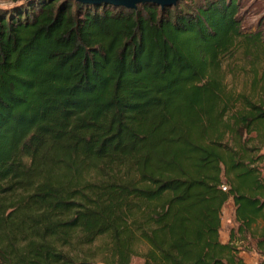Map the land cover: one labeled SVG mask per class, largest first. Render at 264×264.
<instances>
[{
    "label": "trees",
    "instance_id": "1",
    "mask_svg": "<svg viewBox=\"0 0 264 264\" xmlns=\"http://www.w3.org/2000/svg\"><path fill=\"white\" fill-rule=\"evenodd\" d=\"M236 7L0 6V264L264 257V43ZM239 37L263 57L256 102L219 75Z\"/></svg>",
    "mask_w": 264,
    "mask_h": 264
},
{
    "label": "rangeland",
    "instance_id": "2",
    "mask_svg": "<svg viewBox=\"0 0 264 264\" xmlns=\"http://www.w3.org/2000/svg\"><path fill=\"white\" fill-rule=\"evenodd\" d=\"M9 0H0V3L6 4ZM235 19L239 22V29L247 35L258 33L257 38L264 43V0H236ZM241 37V36H240ZM236 38L234 47L221 57L219 75L222 78L227 91L233 94H243L256 102V88L258 84L253 83V72L260 74L263 68L262 54H254L252 47L249 46L248 52H245L243 40ZM264 47V45H263ZM254 51V50H253ZM262 52V50H258ZM251 54L256 58L249 57ZM264 153V151H262ZM223 186V185H222ZM233 206L231 199H228L223 205L220 212V228L219 241L229 232L234 230L236 225L232 221ZM104 242L103 238L97 239L92 247L99 246ZM247 256H252L246 253ZM257 264L264 262V257L256 258ZM140 258L133 256L130 258L129 264H141Z\"/></svg>",
    "mask_w": 264,
    "mask_h": 264
},
{
    "label": "water",
    "instance_id": "3",
    "mask_svg": "<svg viewBox=\"0 0 264 264\" xmlns=\"http://www.w3.org/2000/svg\"><path fill=\"white\" fill-rule=\"evenodd\" d=\"M18 1L28 0H9L10 3H16ZM75 3L86 6H110L111 8H123L126 10H134L138 5L150 4L159 9L171 8L182 0H71Z\"/></svg>",
    "mask_w": 264,
    "mask_h": 264
},
{
    "label": "crops",
    "instance_id": "4",
    "mask_svg": "<svg viewBox=\"0 0 264 264\" xmlns=\"http://www.w3.org/2000/svg\"><path fill=\"white\" fill-rule=\"evenodd\" d=\"M261 226H262V225L260 224L259 227L261 228ZM227 240H228V233L224 236V238H223L220 242H221V243H226ZM235 244H238V243L235 242ZM246 253H249V254L252 255V256H247ZM238 257H239L240 259H242L243 263H245V264H257L256 261H257L258 259H256V258H260V257H263V256H260V255H258V254H256V253L254 252V249H253V243H252V245H251V250H249L248 252H247V251H240V252L238 253Z\"/></svg>",
    "mask_w": 264,
    "mask_h": 264
},
{
    "label": "built area",
    "instance_id": "5",
    "mask_svg": "<svg viewBox=\"0 0 264 264\" xmlns=\"http://www.w3.org/2000/svg\"><path fill=\"white\" fill-rule=\"evenodd\" d=\"M4 5H5L4 3H0V6H4ZM221 190H225V187L221 186Z\"/></svg>",
    "mask_w": 264,
    "mask_h": 264
}]
</instances>
